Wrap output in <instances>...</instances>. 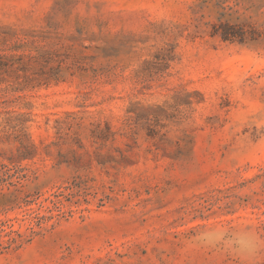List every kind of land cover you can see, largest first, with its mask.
I'll use <instances>...</instances> for the list:
<instances>
[{
  "label": "rangeland",
  "instance_id": "1",
  "mask_svg": "<svg viewBox=\"0 0 264 264\" xmlns=\"http://www.w3.org/2000/svg\"><path fill=\"white\" fill-rule=\"evenodd\" d=\"M215 226L264 242V0H0V264H244Z\"/></svg>",
  "mask_w": 264,
  "mask_h": 264
},
{
  "label": "clouds",
  "instance_id": "2",
  "mask_svg": "<svg viewBox=\"0 0 264 264\" xmlns=\"http://www.w3.org/2000/svg\"><path fill=\"white\" fill-rule=\"evenodd\" d=\"M195 239L203 247L220 248L240 257L244 264H256L264 250V242L250 228L205 227L196 233Z\"/></svg>",
  "mask_w": 264,
  "mask_h": 264
}]
</instances>
